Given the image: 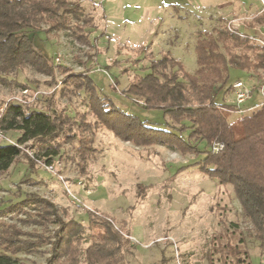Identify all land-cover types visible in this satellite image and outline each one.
I'll return each mask as SVG.
<instances>
[{"label":"rangeland","instance_id":"rangeland-1","mask_svg":"<svg viewBox=\"0 0 264 264\" xmlns=\"http://www.w3.org/2000/svg\"><path fill=\"white\" fill-rule=\"evenodd\" d=\"M80 1L95 22V27L88 30L91 47L77 43L68 31L34 35L47 57L56 66L66 67L67 73L57 69L54 76H48L28 67L4 76L8 82L0 80V115L15 97L27 96L29 109L46 110L49 97L55 93L54 109L71 117L77 113L76 120H82V127H73L75 140L63 143L61 155L52 161L65 183L45 169L46 160L37 156L38 145L30 142L25 150L34 156L30 158L37 165L22 155L6 174L0 175V211L32 194L52 201L60 210L68 211L67 219L73 217L87 227L82 252L91 245L92 233L96 232L88 228L87 212L95 211L127 239L121 264H264L260 241L254 237L253 225L243 216L233 186L220 184L202 172L200 165L194 166L212 151L207 142L190 140L191 132L180 134V125L172 124L163 111L148 109L138 97L125 93L135 76L152 73L150 60H160L164 54L180 62L188 75H195L199 38L227 30L229 23L233 29L264 41V25H248L256 15L264 13V0ZM252 43L264 48L258 42ZM70 74H89L100 98L138 117L150 129L179 135L200 154L183 153L161 143L138 146L123 141L98 124L89 92L65 93L64 80ZM238 80L251 93L239 108L243 112L230 114V122L251 115L264 104V69L256 73L231 70L229 85L234 86ZM17 82L26 85L28 94H23ZM217 101L237 105L235 89L219 94ZM85 122L92 126L97 123L98 127L86 132ZM6 135L16 143L21 134ZM81 141L89 142L92 149L86 173L79 166ZM25 217L23 212H0V230L1 222L20 225V219ZM19 227L42 231L35 226ZM55 229L52 225L48 233L53 235ZM40 249L11 256L0 245V256L7 254L17 264H46L51 246ZM82 252L76 262L87 264Z\"/></svg>","mask_w":264,"mask_h":264},{"label":"trees","instance_id":"trees-1","mask_svg":"<svg viewBox=\"0 0 264 264\" xmlns=\"http://www.w3.org/2000/svg\"><path fill=\"white\" fill-rule=\"evenodd\" d=\"M44 25L47 26L45 29ZM248 25H264V13L256 15ZM94 27V18L87 15L80 0H0V80L8 82L4 76L28 67L48 76H54L57 69L67 73L66 67L56 66L47 57L36 43L35 33L68 31L77 43L91 47L88 30ZM215 33L206 34L197 42L198 70L195 75H188L180 62L164 54L160 60H150L152 73L145 77L135 76L125 93L138 97L148 109L163 111L172 124L180 125V134L191 132L190 140L205 141L210 147L215 142L224 144L222 151L206 152L205 159L194 166L200 165L202 172L220 184L233 186L243 216L253 225L254 237L260 241L264 252V104L251 115L230 122V114L238 111V106L217 101L219 94L234 89L229 85L231 70L256 73L264 69V48L228 29ZM64 84L67 94L89 92L98 124L109 128L123 141L138 146L161 143L183 153L200 154L198 148L179 135L150 129L138 117L129 116L110 100L100 98L89 74H70ZM17 85L23 90L27 88L18 82ZM54 96L49 97L46 110H32L27 105L10 102L1 113L0 129L21 135L16 145H0V175L6 174L22 155L35 164L25 150L30 142L38 145L37 156L51 163L61 155L63 143L75 140L73 127H82V120H76L77 113L76 117H71L54 109ZM185 123L191 126L187 127ZM84 124L86 132L98 127L97 123L93 126L89 122ZM91 150L89 142H80L82 173L87 171ZM5 210L26 214L20 219V225L1 222L0 245L5 252L11 256L23 252L31 254L50 245L46 264H78L77 255L82 252L80 246L87 227L73 217L67 219L68 211L60 210L54 202L35 194ZM87 214L88 228L96 232L92 233L91 245L82 252L84 262L121 264L120 255L127 239L110 221L102 220L106 217L92 210ZM21 225L35 226L42 231H24L19 227ZM52 225L56 229L50 235ZM100 229L103 232L100 233ZM11 256L1 255L0 264H17Z\"/></svg>","mask_w":264,"mask_h":264},{"label":"built area","instance_id":"built-area-1","mask_svg":"<svg viewBox=\"0 0 264 264\" xmlns=\"http://www.w3.org/2000/svg\"><path fill=\"white\" fill-rule=\"evenodd\" d=\"M228 30L232 31V32H237V33H239L240 36H242L244 38H249L251 41L258 42L259 44H262L264 46V41L262 39H260L256 36H248V35L240 32L236 29H233L232 23L228 24ZM57 60L59 61V59H57ZM234 89H235L236 102H237L236 104L238 106V111H236V112H243L239 108L242 104H244L249 99L251 91H250V89L247 88V86L242 81L236 82L234 84ZM23 94H25V95L28 94L27 90H24ZM38 94L39 93L35 94V98H37ZM13 102L18 103L20 105H24V106L30 105V101L27 99V96L15 97L13 99ZM4 144L16 145V143H14L8 139L6 132L4 130L0 129V145H4ZM211 149H212L213 153H218L224 149V144L216 142L211 146ZM30 156L32 158H34V156H32L31 154H30ZM36 161L40 162L39 160H36ZM44 167L48 172L59 177L60 180L65 183L64 177L60 174L58 168L56 167V163L45 162ZM65 185H66L65 186L66 191L68 193H70V187L67 186V184H65Z\"/></svg>","mask_w":264,"mask_h":264},{"label":"crops","instance_id":"crops-1","mask_svg":"<svg viewBox=\"0 0 264 264\" xmlns=\"http://www.w3.org/2000/svg\"><path fill=\"white\" fill-rule=\"evenodd\" d=\"M239 81V80H238ZM253 107V106H252ZM251 108V107H250Z\"/></svg>","mask_w":264,"mask_h":264}]
</instances>
